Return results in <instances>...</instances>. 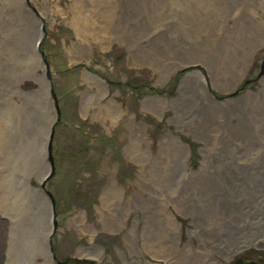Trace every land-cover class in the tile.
<instances>
[{"label": "rangeland", "instance_id": "1", "mask_svg": "<svg viewBox=\"0 0 264 264\" xmlns=\"http://www.w3.org/2000/svg\"><path fill=\"white\" fill-rule=\"evenodd\" d=\"M234 165L249 179L224 178ZM254 237L264 0H0V264H215V247Z\"/></svg>", "mask_w": 264, "mask_h": 264}, {"label": "bare ground", "instance_id": "2", "mask_svg": "<svg viewBox=\"0 0 264 264\" xmlns=\"http://www.w3.org/2000/svg\"><path fill=\"white\" fill-rule=\"evenodd\" d=\"M42 28V27H41ZM42 33L40 32L38 35H37V38H36V41H35V48H36V50L39 48V42H40V40H41V37H42V35H41ZM90 75H92V74H90ZM94 82L96 83V85H97V87L100 89V90H104V84H101L100 82H99V80H100V78H99V80L97 79V78H94ZM103 83V82H102ZM95 86V85H94ZM95 89H96V87H95ZM96 91H97V89H96ZM105 93L106 92H104V95H105ZM113 101V100H112ZM116 102V101H115ZM54 114H53V116L50 118V120H48L47 121V124H46V127L44 126V125H42V124H40V123H36L35 125H39V128H38V130L39 129H41V131L39 130V133H41V134H43L44 136L41 138V140H42V147H40L41 149L39 150L41 153H43L44 154V156H45V163L47 164V166L49 167V164H48V162H47V156H46V153H45V151H46V146H47V139H48V132H49V129H50V126H51V123L53 122V120H54ZM43 131V132H42ZM34 148V147H33ZM34 155V154H33ZM36 155V154H35ZM50 161V160H49ZM234 167V169H231V168H227L226 170L224 169V172H223V174H224V178H226V177H228V175L230 174V173H234V179H238V178H248L249 179V177H248V175L246 176V169H238L237 168V165L235 166H233ZM234 170V171H233ZM48 174V170H45V172L44 173H39L38 174V176H35V182H37V183H42V181H43V183H44V178H45V176ZM30 177V176H29ZM213 177V176H212ZM216 177V176H215ZM30 180V179H29ZM209 181H212L211 180V178L210 179H208ZM207 184H208V182H207ZM212 186V185H211ZM255 186V185H254ZM42 188H44L43 186H41V187H32V191L34 192V194L38 197L39 195H40V197H38V199L40 198L41 200H44V198L43 197H47L48 198V200L50 201V198H49V193L48 192H46V191H44ZM222 188L220 187V191H222L221 190ZM212 190V189H211ZM44 192V194H42V192ZM38 194V195H37ZM44 195V196H43ZM42 196V197H41ZM46 202V201H45ZM48 202V201H47ZM18 204V203H17ZM44 207V206H43ZM17 208V207H16ZM45 209L43 210V212H41V215H42V219H43V217H46V207H44ZM219 208V207H218ZM41 218V217H40ZM51 218V217H50ZM81 218V217H80ZM52 230H50V226H49V224H47V226H46V228H45V230H44V232H43V237H42V239H41V241H42V244H43V246L45 247V249L43 248V247H41V249H42V252L44 253V257H45V259L47 260V261H49V260H52V255H51V251H50V249H49V237L48 236H50L51 235V232ZM126 237V236H125ZM245 238H242L240 241H238L237 243H238V245H236L235 247H231V248H229V249H225V247L227 248V246L226 245H224L223 247L224 248H221V247H215L216 249H219V252H218V254H219V257H214V263L215 264H225L224 262H223V260H225V261H228V263L227 264H233L232 262H234L238 257H239V255H240V253L239 254H237L236 256H234L238 251H240V250H242V249H244V248H252V247H255V248H252V249H244V250H249L250 252H253V250H258V251H260V252H262V256L264 257V251L261 249V248H264V238H258V237H254V238H251V239H247V240H245ZM125 241H126V238H125ZM189 242H190V240H189ZM188 242V243H189ZM128 249H130L131 251H132V248H131V244L128 242ZM191 246V245H190ZM258 247H260V248H258ZM156 249V248H155ZM154 249V250H155ZM225 249V250H224ZM84 250L85 251H87L88 253H90V252H93L92 250H96L95 249V247L94 246H87V247H85L84 248ZM158 250V249H157ZM244 250H242V251H244ZM242 253V252H241ZM157 256V255H156ZM161 256V255H160ZM234 256V257H233ZM233 257V258H232ZM260 257V256H259ZM152 259H156V258H153V256L151 257ZM232 258V259H231ZM244 258V257H243ZM250 258H252L253 259V261H256V257L255 256H252L251 255V257ZM231 259V260H230ZM166 260V259H165ZM170 260V262L169 263H173V261H172V257H169V259L167 260V261H169ZM163 261V260H162ZM160 262V261H159ZM231 262V263H230ZM136 263V262H135ZM151 264H157V263H152V262H150ZM160 264V263H159Z\"/></svg>", "mask_w": 264, "mask_h": 264}, {"label": "water", "instance_id": "3", "mask_svg": "<svg viewBox=\"0 0 264 264\" xmlns=\"http://www.w3.org/2000/svg\"><path fill=\"white\" fill-rule=\"evenodd\" d=\"M50 137H51V135H50ZM50 142V141H49ZM50 143H47V156H49L50 155ZM49 160L51 161V157L49 156Z\"/></svg>", "mask_w": 264, "mask_h": 264}, {"label": "flooded vegetation", "instance_id": "4", "mask_svg": "<svg viewBox=\"0 0 264 264\" xmlns=\"http://www.w3.org/2000/svg\"><path fill=\"white\" fill-rule=\"evenodd\" d=\"M261 257H263V256L261 255ZM257 261H260V260H257Z\"/></svg>", "mask_w": 264, "mask_h": 264}]
</instances>
